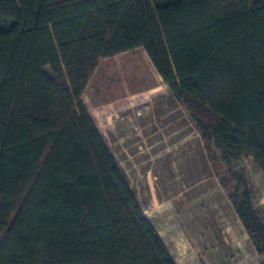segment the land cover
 Masks as SVG:
<instances>
[{
	"label": "trees",
	"instance_id": "16d2710c",
	"mask_svg": "<svg viewBox=\"0 0 264 264\" xmlns=\"http://www.w3.org/2000/svg\"><path fill=\"white\" fill-rule=\"evenodd\" d=\"M142 48L264 254L233 170L264 175V0H0V264H177L82 104L100 61Z\"/></svg>",
	"mask_w": 264,
	"mask_h": 264
},
{
	"label": "rangeland",
	"instance_id": "374dc122",
	"mask_svg": "<svg viewBox=\"0 0 264 264\" xmlns=\"http://www.w3.org/2000/svg\"><path fill=\"white\" fill-rule=\"evenodd\" d=\"M93 75L82 104L176 263L264 264L230 201L231 167L202 141L145 49L100 61ZM237 164L264 217L262 170L250 157Z\"/></svg>",
	"mask_w": 264,
	"mask_h": 264
}]
</instances>
